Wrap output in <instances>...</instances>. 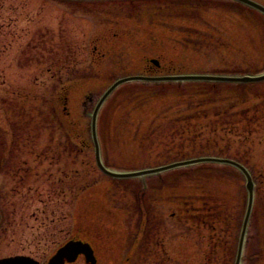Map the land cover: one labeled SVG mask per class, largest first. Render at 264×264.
<instances>
[{
	"label": "rangeland",
	"instance_id": "rangeland-1",
	"mask_svg": "<svg viewBox=\"0 0 264 264\" xmlns=\"http://www.w3.org/2000/svg\"><path fill=\"white\" fill-rule=\"evenodd\" d=\"M52 49L68 52L65 65L49 61ZM263 72L264 14L237 1L0 0V259L26 255L43 264L77 228L95 245L96 264H234L238 235L212 249L208 230L193 228L181 213L198 206L210 187L215 194L224 185L230 210L243 208V219L248 194L242 173L204 163L111 178L96 164L91 116L122 77ZM191 98L208 111L245 107L264 98V81L120 85L97 119L104 164L134 171L182 160L159 156L183 152L177 146L166 153L142 139L151 105L161 114L172 105L186 108ZM24 123L32 135L21 153ZM263 125H255L252 144L234 145L255 183L241 264H264ZM78 136L86 143L82 153ZM74 172L79 180H68L59 197L52 186ZM158 237L163 242L155 247ZM74 263L85 261L80 256Z\"/></svg>",
	"mask_w": 264,
	"mask_h": 264
},
{
	"label": "trees",
	"instance_id": "trees-1",
	"mask_svg": "<svg viewBox=\"0 0 264 264\" xmlns=\"http://www.w3.org/2000/svg\"><path fill=\"white\" fill-rule=\"evenodd\" d=\"M49 53H51L49 61L53 62L54 67L65 65L66 56H70L67 51L60 52L54 49ZM59 63H62L61 66ZM186 101H188L184 103L186 108L180 106L183 103L172 105L167 108V111H162L161 114L159 110H156V107L151 105L147 112L150 114L148 118L152 121L149 132L146 133L142 141H146L151 148L158 142L159 145L168 150L166 153L169 152L168 147L171 145L177 146L183 151L178 155H159L165 158L173 156L174 159H185L192 156L217 155L246 162V159L241 155L242 151L235 149L234 145L238 143L245 146L249 143L252 144L256 131L255 125L261 126L264 123V98L257 100L259 102L252 101L245 107L232 106L229 109L215 111L206 110L202 104L197 103L193 98ZM157 115L161 116L160 120H165V124L158 123L156 119L159 117ZM19 126L21 136H26L23 139L18 137L20 143L17 141V149L23 153V148L29 146L30 139L27 137L32 134L26 124ZM261 132H264V127ZM76 138L75 145L81 147L80 152L82 153L86 143H83V137L78 136ZM68 180L77 182L79 178L75 172L73 174L68 173L58 181L57 185L52 186V191L58 192L59 197L64 196L63 194L68 191L66 185ZM223 186L221 185V193L215 192V194L212 192L213 187H210L211 191L202 194L199 198L198 206H191L181 213L187 216V222L190 221L193 228L200 229L203 227L208 230L211 240L209 247L212 249L215 247L217 249L221 245L227 247V244L231 243L232 239L238 235L242 221L243 208L239 206L235 212L230 210V204L228 198L225 197ZM72 237L90 241L87 233H83L77 228H75ZM159 239L161 240V237H158L154 244L155 247L162 245L163 241H159Z\"/></svg>",
	"mask_w": 264,
	"mask_h": 264
},
{
	"label": "water",
	"instance_id": "water-1",
	"mask_svg": "<svg viewBox=\"0 0 264 264\" xmlns=\"http://www.w3.org/2000/svg\"><path fill=\"white\" fill-rule=\"evenodd\" d=\"M240 2L250 8L256 9L264 14V5L255 0H234ZM152 62L158 64L155 59ZM132 81H144V82H221V83H237V84H247V83H257L264 81V72L256 75H227V74H176V75H162V76H146V75H132L127 77H122L117 79L99 98L94 111L91 116V130L93 141L95 145V159L97 167L102 173L117 179L126 178H137V177H147L149 175L163 173L169 170L194 166L204 163H213L221 165H229L237 170H239L246 182L247 190V202L244 217L242 219L239 235L238 244L235 256L234 264H241L244 247L246 243L248 228L251 220V215L255 202V183L251 171L241 162L226 157L220 156H200L195 158H189L185 160L175 161L169 164L161 165L158 167L145 168L134 171H116L107 167L101 156V148L97 137V119L100 109L109 98V96L122 84ZM2 222V214L0 211V224ZM85 255L86 261L90 264L96 263V258L94 256V251L89 243L83 242L81 240H71L62 246L53 255L47 264H64L67 260L68 262H74L79 255ZM0 264H40L38 261L27 256H16L5 259H0Z\"/></svg>",
	"mask_w": 264,
	"mask_h": 264
},
{
	"label": "flooded vegetation",
	"instance_id": "flooded-vegetation-1",
	"mask_svg": "<svg viewBox=\"0 0 264 264\" xmlns=\"http://www.w3.org/2000/svg\"><path fill=\"white\" fill-rule=\"evenodd\" d=\"M93 248H94V250H95V254H96V257H97V263H99V257H98V254H97V251H96V248H95V246H93Z\"/></svg>",
	"mask_w": 264,
	"mask_h": 264
}]
</instances>
